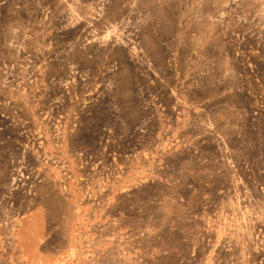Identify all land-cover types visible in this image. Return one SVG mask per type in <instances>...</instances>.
I'll return each mask as SVG.
<instances>
[{
	"label": "rangeland",
	"instance_id": "374dc122",
	"mask_svg": "<svg viewBox=\"0 0 264 264\" xmlns=\"http://www.w3.org/2000/svg\"><path fill=\"white\" fill-rule=\"evenodd\" d=\"M0 264H264V0H0Z\"/></svg>",
	"mask_w": 264,
	"mask_h": 264
}]
</instances>
